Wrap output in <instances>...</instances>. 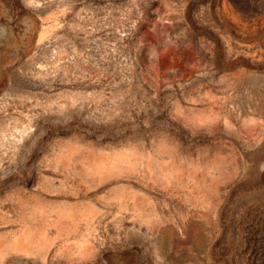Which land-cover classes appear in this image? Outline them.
Listing matches in <instances>:
<instances>
[{"label":"rangeland","instance_id":"374dc122","mask_svg":"<svg viewBox=\"0 0 264 264\" xmlns=\"http://www.w3.org/2000/svg\"><path fill=\"white\" fill-rule=\"evenodd\" d=\"M0 264H264V0H0Z\"/></svg>","mask_w":264,"mask_h":264}]
</instances>
